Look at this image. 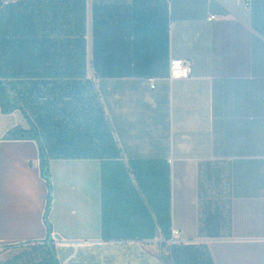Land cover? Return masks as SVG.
<instances>
[{"label": "crops", "instance_id": "crops-1", "mask_svg": "<svg viewBox=\"0 0 264 264\" xmlns=\"http://www.w3.org/2000/svg\"><path fill=\"white\" fill-rule=\"evenodd\" d=\"M0 79L19 107L0 106V249L45 241L48 219L65 264H264V0H0ZM32 124L48 218L38 142L7 138ZM116 164L149 238L104 239ZM133 169L166 185L164 231Z\"/></svg>", "mask_w": 264, "mask_h": 264}, {"label": "trees", "instance_id": "trees-1", "mask_svg": "<svg viewBox=\"0 0 264 264\" xmlns=\"http://www.w3.org/2000/svg\"><path fill=\"white\" fill-rule=\"evenodd\" d=\"M0 106L4 113H10L18 109V105L12 104L6 94V89L0 79ZM8 139H33L40 146V158L42 175L48 185L47 218L52 206V184L49 168L48 153L42 144L38 129L34 124L29 130L17 128L7 135ZM143 194L148 198L156 212L160 228L164 231L163 223L168 221L167 188L166 185L152 181L146 169H133ZM140 194L135 190L129 179L128 170L116 164L110 172L104 173V239H146L154 235V227H147L150 222V213L143 206ZM135 216L142 217V227H132ZM117 225L114 227V225ZM147 224V225H146ZM149 226V225H148ZM48 237L40 243H28L3 250H11L19 247H31L23 251L19 256L2 264H61L58 250L52 239V227L47 219Z\"/></svg>", "mask_w": 264, "mask_h": 264}, {"label": "built area", "instance_id": "built-area-1", "mask_svg": "<svg viewBox=\"0 0 264 264\" xmlns=\"http://www.w3.org/2000/svg\"><path fill=\"white\" fill-rule=\"evenodd\" d=\"M218 1V0H215ZM246 2V6L248 8L252 7V0H244ZM217 17L211 16L209 18L210 21L216 20ZM192 74V66L191 63L183 61V60H173L170 66V75L169 79L173 80H182L188 79ZM151 88H155V81L153 79L149 80ZM182 241V233L178 230H173L171 235V242L177 243ZM3 249H0L2 251Z\"/></svg>", "mask_w": 264, "mask_h": 264}, {"label": "rangeland", "instance_id": "rangeland-1", "mask_svg": "<svg viewBox=\"0 0 264 264\" xmlns=\"http://www.w3.org/2000/svg\"><path fill=\"white\" fill-rule=\"evenodd\" d=\"M56 245V244H55ZM32 247V246H31ZM31 247H19V248H15V249H11V250H2L0 251V264L12 260L13 258L19 256L23 251L25 250H29L31 249ZM56 248L58 249V247L56 246ZM58 256L60 258L61 264H65V257H63V255H59Z\"/></svg>", "mask_w": 264, "mask_h": 264}]
</instances>
